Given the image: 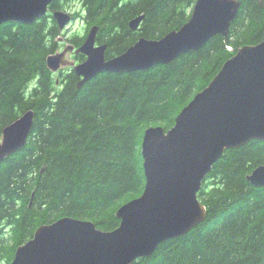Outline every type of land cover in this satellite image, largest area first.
I'll use <instances>...</instances> for the list:
<instances>
[{
    "label": "trees",
    "instance_id": "obj_1",
    "mask_svg": "<svg viewBox=\"0 0 264 264\" xmlns=\"http://www.w3.org/2000/svg\"><path fill=\"white\" fill-rule=\"evenodd\" d=\"M196 0H81L99 26L105 55L125 51L140 37L158 39L190 17ZM226 36L198 50L132 72H101L77 88L79 77L52 72L46 57L58 50L51 12L32 23L0 24V138L4 126L34 111L25 146L0 162V259L9 264L35 229L63 216L102 230L119 225V206L141 194L144 130H168L195 93L246 44L264 39V0H239ZM143 13L140 29L128 21ZM85 35L69 37L80 45ZM81 61L83 54L73 57ZM264 164V141L225 149L197 194L207 215L189 232L166 240L131 264H264V186L246 176Z\"/></svg>",
    "mask_w": 264,
    "mask_h": 264
},
{
    "label": "water",
    "instance_id": "obj_2",
    "mask_svg": "<svg viewBox=\"0 0 264 264\" xmlns=\"http://www.w3.org/2000/svg\"><path fill=\"white\" fill-rule=\"evenodd\" d=\"M54 0H0V24L32 23L42 17ZM240 8L239 0H196L191 15L177 29L158 39L140 37L122 53L107 58V44H96L98 25H92L74 50L85 59L66 58V45L50 53L46 64L52 72L70 66L79 77L77 88L101 72H132L155 64H169L178 55L201 48L215 35L226 36ZM62 30L70 14L54 11ZM144 14L128 21L140 29ZM34 111L25 110L3 127L0 162L22 149L31 133ZM250 140L264 141V39L239 47L206 87L194 94L176 115L168 130L149 126L144 130L141 155L145 176L140 195L116 210L119 225L102 230L95 223L63 216L38 226L19 245L9 264H131L150 256L168 239L181 236L207 215L198 199L205 176L225 149ZM246 179L264 186V164Z\"/></svg>",
    "mask_w": 264,
    "mask_h": 264
},
{
    "label": "rangeland",
    "instance_id": "obj_3",
    "mask_svg": "<svg viewBox=\"0 0 264 264\" xmlns=\"http://www.w3.org/2000/svg\"><path fill=\"white\" fill-rule=\"evenodd\" d=\"M77 5L75 7L74 11H78L77 13L81 15H84L85 12H82V5H81V0H76ZM74 9V8H73ZM93 20L91 19H84L83 16H78L76 21L71 23L66 31H63L61 33V35L59 37H61L63 39V44L62 46L58 49H62L64 45H66V43H69L68 41H66V38L72 37L73 35H83L85 34L88 29H90V27L93 25ZM57 50V51H58ZM66 58L69 60H73V54H67ZM0 264H6L5 261H2L0 259Z\"/></svg>",
    "mask_w": 264,
    "mask_h": 264
},
{
    "label": "flooded vegetation",
    "instance_id": "obj_4",
    "mask_svg": "<svg viewBox=\"0 0 264 264\" xmlns=\"http://www.w3.org/2000/svg\"><path fill=\"white\" fill-rule=\"evenodd\" d=\"M55 1L57 2V6H58V8L55 9V10H53V11L51 12V15H52V13H53L54 11H57V10L65 11V12H67V13L70 14V21L68 22L67 26H65L62 30H60L59 25H58L57 22L54 20V21L56 22V24H57V26H58V29L60 30L61 33H62L63 31H66L67 27H68L71 23L75 22L78 16H83L84 19H87V18H86V12L84 13V15H81V13H80V14L77 13L78 11H74V10H75V7H76V5H77L76 0H54L53 2H55ZM51 3H52V2H51ZM51 3H50V4H51ZM50 4L48 5V9H49ZM73 8H74V9H73ZM46 13H48V10H47ZM43 16H44V15H43ZM88 30H89V29H88ZM98 31H99V30H98ZM87 32H88V31H87ZM87 32H86L85 34H83V35L86 36ZM97 33H98V32H97ZM80 36H82V35H80ZM59 41H60L61 43H63V39H62L61 37H59ZM66 41L69 42V43H66V45H72V46H73V50L67 52V54H71V53H72V54H73V57H74L75 55H77V54H75L74 50H75L79 45L75 46L74 44L70 43V41L68 40V38H66ZM98 43L101 44V43L97 40V36H96V44H98ZM66 45H64L63 47H65ZM67 54H66V55H67ZM79 54H80V53H79ZM84 59H85V56H84L83 60H84ZM73 60H74L75 62H77V63L83 61V60L78 61V60H75L74 58H73Z\"/></svg>",
    "mask_w": 264,
    "mask_h": 264
},
{
    "label": "bare ground",
    "instance_id": "obj_5",
    "mask_svg": "<svg viewBox=\"0 0 264 264\" xmlns=\"http://www.w3.org/2000/svg\"><path fill=\"white\" fill-rule=\"evenodd\" d=\"M150 68V67H149Z\"/></svg>",
    "mask_w": 264,
    "mask_h": 264
}]
</instances>
